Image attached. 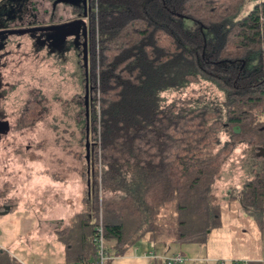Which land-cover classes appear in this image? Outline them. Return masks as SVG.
I'll use <instances>...</instances> for the list:
<instances>
[{
  "label": "trees",
  "instance_id": "16d2710c",
  "mask_svg": "<svg viewBox=\"0 0 264 264\" xmlns=\"http://www.w3.org/2000/svg\"><path fill=\"white\" fill-rule=\"evenodd\" d=\"M245 1L91 0L90 198L63 238L73 237L69 264L96 261L100 218L118 254L142 238L159 247L204 243L220 226V169L240 143L263 160L238 195L263 225L264 0H249L252 8L235 19ZM203 83L222 96H182ZM40 107L27 102L20 126L40 118ZM0 264L22 263L0 251Z\"/></svg>",
  "mask_w": 264,
  "mask_h": 264
},
{
  "label": "rangeland",
  "instance_id": "374dc122",
  "mask_svg": "<svg viewBox=\"0 0 264 264\" xmlns=\"http://www.w3.org/2000/svg\"><path fill=\"white\" fill-rule=\"evenodd\" d=\"M253 4L254 1L246 0L235 19L244 16ZM61 9L62 7L59 8ZM21 42L20 47L14 45L11 47L14 48V54L2 69L4 83L0 90V111L9 120L10 130L0 136V210H3L4 205L9 206L10 209L15 205V200L17 201L15 198L21 196L22 188H28L21 185L25 181V168L40 167L42 171L47 170L52 177L68 179L67 181L79 172L86 173L85 141L82 140L80 131L82 123L79 120L80 102L83 103L82 98H84L82 63L76 62L77 56L72 52H65L59 57L48 56L45 51L35 50L25 41ZM193 86L192 89L184 91L182 96L185 98L195 97L198 94H205L209 98L222 96L210 84ZM31 100L41 102L40 118L28 126L21 127L20 117L26 103ZM222 140H225L224 136ZM256 159L259 160L260 167L262 158L259 156V151L247 143L238 144L221 167L215 186H219L218 189H225L231 184L235 185V173H239L242 182L245 178L244 168L251 166ZM86 178L87 175L84 176L83 183ZM213 193L215 194L214 190ZM100 194L102 195L99 190ZM219 207L222 227L215 229L208 243L209 248H216L217 245L227 244L229 241L230 253L235 252V247L250 249L264 258V226L258 224L251 213L240 215L235 224L240 228L246 227L247 232L240 231L237 235H244L247 239L238 238L235 243V232L230 233L231 229L228 228L229 221L235 217V204L219 205ZM6 214L0 215V222L10 220V225L0 224L2 249H6L7 246L6 243L4 244L6 236L4 230L7 226L13 237L26 232L28 228V225L22 223L23 220L17 221L14 215ZM252 223L262 233L256 234L257 231H253L250 226ZM227 236V240H221ZM13 252L20 262L27 261L28 264H36V262L54 264L53 258L60 256L59 253L58 255L53 253L41 257L38 252L33 251L26 255L20 253L18 249Z\"/></svg>",
  "mask_w": 264,
  "mask_h": 264
},
{
  "label": "crops",
  "instance_id": "0c3cea01",
  "mask_svg": "<svg viewBox=\"0 0 264 264\" xmlns=\"http://www.w3.org/2000/svg\"><path fill=\"white\" fill-rule=\"evenodd\" d=\"M253 165L259 167V160L256 159L252 163ZM253 168L251 166L244 168V182H241L240 176H238L239 173H235V185L231 184L225 189H218L219 186L214 188L215 196L218 199L217 203L220 206L235 204V217L231 218L228 226L229 230L231 229L230 233L232 231L235 232V243H237L238 238L247 239L244 235H237L240 231L241 233H246L247 228H240L235 223L237 218L241 217L240 215L250 214L241 204L238 195L245 182L253 176ZM30 169H24L25 181L21 184L22 187L28 188H22L21 196L15 198L17 199V201L15 200V205L10 207L9 212L6 214L14 215L17 221L23 220L22 223L28 225V228L26 227V232L13 237L7 226L6 230H4L6 232L4 244L6 243L7 246L6 249L0 247V251L7 253V255L17 261L19 260L13 252V250L17 249L20 253L26 255L32 251L38 252L41 257L45 255L47 257L48 255H53V253L58 255L59 253L60 256L58 258H53L54 264H69L71 261L67 259V254L71 249V245H68L67 242L72 241L73 237L67 238V241L63 238L69 234V228L75 229L78 224L77 216L82 212L86 213L88 210L89 198L87 197L86 181L83 183V173L79 172L80 175L71 177L72 180L67 181L68 179L52 177L47 170L42 171L40 167L32 166ZM231 195L235 196V198H232ZM7 223L10 225V220H2L0 222L2 226ZM250 226L253 231H257L256 234L262 233L261 230L254 226V223ZM262 226H264V217ZM221 227L222 223L220 222V226L216 229ZM73 230L71 231L72 233ZM214 231L215 229L209 233L204 243L166 244L159 247L149 243L146 238H142L123 254H118L113 248H109V241L106 240V248L108 247V251L114 255L109 259L108 264H165L164 258L176 253L181 254L183 257V261L180 264H248L250 261L264 264V258L259 257L254 250H243L235 247V252L231 251L230 253L229 241H227V244L217 245L216 248H209L208 243ZM86 236L87 240L89 238V229H87ZM230 237L231 235L229 239L232 238ZM227 238L228 236L223 237L221 240L224 241ZM87 245L83 249L85 253L89 247ZM77 247H79V244ZM150 252L154 253L155 257H152ZM86 254H89V252ZM42 260L45 261V259ZM89 261L93 262L91 257ZM21 263L28 264L27 261ZM36 264L43 263L36 262Z\"/></svg>",
  "mask_w": 264,
  "mask_h": 264
},
{
  "label": "flooded vegetation",
  "instance_id": "af4514ba",
  "mask_svg": "<svg viewBox=\"0 0 264 264\" xmlns=\"http://www.w3.org/2000/svg\"><path fill=\"white\" fill-rule=\"evenodd\" d=\"M91 11V0H0V90L2 69L14 54L11 47H20L21 41L48 56L74 53L84 73L82 45L86 36L88 48ZM5 121L10 130L9 120L0 111V123Z\"/></svg>",
  "mask_w": 264,
  "mask_h": 264
},
{
  "label": "water",
  "instance_id": "95a60500",
  "mask_svg": "<svg viewBox=\"0 0 264 264\" xmlns=\"http://www.w3.org/2000/svg\"><path fill=\"white\" fill-rule=\"evenodd\" d=\"M83 68H84V108H85V119H86V126H85V161H86V189H87V197L90 198V140H89V85H88V48H87V40L86 36H84L83 42ZM9 130L8 122H1L0 123V134H6ZM235 132H239V128H234ZM9 212V206L5 205L3 210H0V215L6 214Z\"/></svg>",
  "mask_w": 264,
  "mask_h": 264
},
{
  "label": "built area",
  "instance_id": "2783aa9c",
  "mask_svg": "<svg viewBox=\"0 0 264 264\" xmlns=\"http://www.w3.org/2000/svg\"><path fill=\"white\" fill-rule=\"evenodd\" d=\"M94 241L96 243V261L92 264H105L106 260L109 259L107 249H106V240L103 235V228L101 223V218L99 219V223L96 227ZM152 257H155L154 253L150 252ZM183 261V257L181 254L176 253L170 257L164 258L165 264H180Z\"/></svg>",
  "mask_w": 264,
  "mask_h": 264
}]
</instances>
